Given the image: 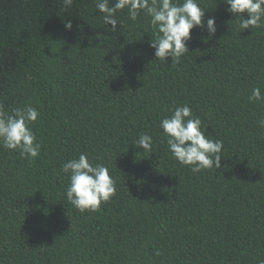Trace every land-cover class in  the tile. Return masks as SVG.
<instances>
[{
	"label": "trees",
	"instance_id": "16d2710c",
	"mask_svg": "<svg viewBox=\"0 0 264 264\" xmlns=\"http://www.w3.org/2000/svg\"><path fill=\"white\" fill-rule=\"evenodd\" d=\"M96 3L0 0V105L36 108L41 145L31 163L0 145V264H264V100H248L264 95V23L241 31L227 4L197 0L214 36L193 28L165 62L145 11L118 10L113 31ZM185 104L223 142L219 168L171 155L160 121ZM81 153L116 182L95 212L65 194Z\"/></svg>",
	"mask_w": 264,
	"mask_h": 264
},
{
	"label": "clouds",
	"instance_id": "9594fccd",
	"mask_svg": "<svg viewBox=\"0 0 264 264\" xmlns=\"http://www.w3.org/2000/svg\"><path fill=\"white\" fill-rule=\"evenodd\" d=\"M228 5L226 11L240 18L239 28L251 29L264 23V0H221ZM67 8L73 0H62ZM96 8L104 13L105 25L115 31L118 24L115 13L127 9L129 18L136 20L141 11L150 16V23L157 29L155 38L149 46L154 49V57L166 62L171 57L177 62L188 52L187 42L191 39V31L195 27L206 28L209 37L216 32L215 18L202 20L204 10L197 0H115L109 6V0H97ZM248 18H244L243 13ZM71 28V22L65 24ZM248 100H264L259 87L252 89ZM171 115L160 121V128L167 139L171 155L181 164L191 168L193 172L220 167V152L223 148L221 140L208 139L205 130H201V119L193 116L191 108L185 104L171 109ZM36 108L12 109L7 114L0 105V145L5 149L19 150L20 155L31 163L40 154V143L35 134L27 126L38 119ZM264 127V120L260 121ZM143 150H152V138L141 134L133 143ZM61 171L68 176L69 183L65 194L67 200L80 212L98 211L102 202H108L116 193V182L103 164L93 165L86 153L79 154L65 162Z\"/></svg>",
	"mask_w": 264,
	"mask_h": 264
}]
</instances>
